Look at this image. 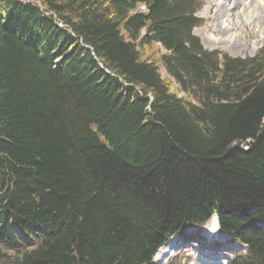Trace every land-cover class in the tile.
I'll return each instance as SVG.
<instances>
[{"label": "trees", "instance_id": "trees-1", "mask_svg": "<svg viewBox=\"0 0 264 264\" xmlns=\"http://www.w3.org/2000/svg\"><path fill=\"white\" fill-rule=\"evenodd\" d=\"M202 7L0 0V264H154L215 214L264 264V49L204 48Z\"/></svg>", "mask_w": 264, "mask_h": 264}, {"label": "rangeland", "instance_id": "rangeland-1", "mask_svg": "<svg viewBox=\"0 0 264 264\" xmlns=\"http://www.w3.org/2000/svg\"><path fill=\"white\" fill-rule=\"evenodd\" d=\"M199 1H201L203 3V7L197 13V16L203 20V24L201 26L195 28L194 33L196 36H198L200 38L201 43L203 42L202 37L207 41L208 47H205L204 43H202L204 48H206L208 50H218L222 53L228 54L229 56L238 57V58L252 57L258 51L264 49V32L260 28V24H258L257 22L254 23L252 20H249V21L247 20L248 23H250V24H248V26H245L243 24V20H242V17L248 18L249 14H250V10H252V7L246 8L247 5L249 6L250 3H252V1H254V3L260 5V7L264 10V0H241V3H243L244 5L245 4H247V5H245L246 6L245 11L243 8L244 12H242V7H241L240 14L237 15L238 17L236 15H232L233 12H231V13L228 12L227 14H224L223 16L225 18L222 16L221 21H224L225 24H228V20H229L230 26H232V22L238 21V26L237 27L233 26L234 28L229 30L226 33V35H223L222 40L221 41L218 40V42L214 41V40H210L211 37L214 39H217L219 37L221 38V36L218 37L217 31H215V30L213 31V28H215V29L218 28V27H216L218 25V21H217V18L215 16V13H216L215 8L216 7L214 8V6H212V4L214 5L216 3L223 2V3L227 4L226 7H229L231 10H233L231 7L232 5H230V3L234 2L235 0H232V1L231 0H199ZM243 4H241V6ZM239 5L237 6L236 11H238L240 9ZM210 7L212 9H210V11H209ZM136 12L146 13L147 7L144 5H141L138 7ZM46 14L50 15V12L48 11V12H46ZM255 14H254V16H256ZM263 14H264V12H263ZM213 16H215V17L213 18ZM234 16H235V18H234ZM232 18H234L235 21H233ZM211 23H212V25H211ZM58 25L60 27L67 28V25L61 21H58ZM144 34H145V32L143 31L142 35H144ZM228 38H231L233 41H234V39L235 40L237 39L236 45L232 44V42H229ZM160 50L164 51L163 48H160ZM213 234H215V235H213ZM210 235H213V236L210 237L208 233L203 232L201 229L194 228V227L189 228L187 230V232L185 233V237H182V236L177 237L176 236L173 238L174 242L182 244V248L178 251V253L176 255L179 256L181 254H185L187 257L190 258L189 259L190 261L188 264H190L194 260V258L197 255H200L201 253H204V254L207 253L209 256H215V257L220 256V255H225V256L227 255L230 258V256H231L230 254L233 252L234 249H236L235 248L236 243L230 241L231 237L228 235H224V234H222V235H224L222 237L219 235L218 232L212 233ZM224 240H226V241L224 242ZM191 244H193L196 247H200V248H198V249L194 248V246ZM239 253L240 252L237 251L236 253H234V255L239 254ZM166 261L156 260V259L154 260L155 264H166L167 263ZM201 264H204V263H201Z\"/></svg>", "mask_w": 264, "mask_h": 264}, {"label": "bare ground", "instance_id": "bare-ground-1", "mask_svg": "<svg viewBox=\"0 0 264 264\" xmlns=\"http://www.w3.org/2000/svg\"><path fill=\"white\" fill-rule=\"evenodd\" d=\"M232 1V0H231ZM256 2V1H255ZM240 4V5H239ZM241 0H235L234 2H231L230 5H232V9L231 10L229 7H226L227 4L221 2V3H216V4H212V6H214V8L216 9V13H215V16L217 18V21H218V25L216 27L218 28H213V31H217V35L218 37L221 36V38H217V39H214V38H210V40H214V41H217L218 40H222V36L223 35H226V33L231 30L232 28L234 27H237L238 26V21H235L234 18H232L233 21L235 22H232V26H230V21L228 20V24H225L224 21H221L222 20V16L224 14H227L228 12H233L232 15H239L240 14V10H241V7H242V12L245 11V5L247 4H243L241 6ZM239 5L240 9L238 11L237 10V6ZM252 7V10H250V14H249V17L248 18H244L242 17V20H243V24L245 26H248V21L249 20H252L254 23L257 22L258 24H260V28L263 30L264 32V10L260 7V5L254 3V1H252V3H250V5L246 8H251ZM243 8H244V11H243ZM43 9V8H42ZM210 9H212L211 7L209 8V11ZM248 10V9H247ZM208 11V12H209ZM256 13V14H255ZM254 14L256 16H254ZM50 15H54L52 12H50ZM213 16V18L215 17ZM227 16V15H226ZM230 16V15H229ZM224 17V16H223ZM231 17V16H230ZM238 17V16H237ZM225 18V17H224ZM223 18V19H224ZM229 18V17H228ZM241 18V17H240ZM237 19V18H236ZM239 19V18H238ZM226 20V21H227ZM248 20V21H247ZM214 22V21H213ZM252 22V23H253ZM242 24V25H243ZM212 25V23H211ZM210 25V26H211ZM216 25V24H215ZM234 26V27H233ZM214 27V26H213ZM70 30V29H69ZM259 36V35H258ZM202 43H204V46L205 47H208V43L207 41L202 37ZM228 41L229 42H232V44H235L237 43V39L234 41L231 39V38H228ZM211 47V46H210ZM203 232L205 233H208L209 235L212 234V233H216L218 232L220 236H224L221 234L220 230H219V223H218V217L217 216H213L202 228H200ZM193 245V244H191ZM194 246V245H193ZM182 248V244L181 243H176L174 242V239H171L168 244H166L165 246L161 247L159 249V251L156 253L155 255V259L156 260H164V261H169L171 260L173 257L176 256V254L178 253V251ZM194 248H200V247H196L194 246ZM45 252V251H44ZM227 256L225 255H220V256H214V257H209L207 254H204V253H201L200 255H197L194 260L190 263V264H201V263H204V264H224L226 263L227 260ZM166 261V262H167Z\"/></svg>", "mask_w": 264, "mask_h": 264}]
</instances>
